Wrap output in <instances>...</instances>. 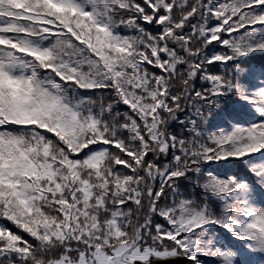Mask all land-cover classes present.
<instances>
[{
  "label": "snow or ice",
  "instance_id": "1",
  "mask_svg": "<svg viewBox=\"0 0 264 264\" xmlns=\"http://www.w3.org/2000/svg\"><path fill=\"white\" fill-rule=\"evenodd\" d=\"M0 264H264V0H0Z\"/></svg>",
  "mask_w": 264,
  "mask_h": 264
}]
</instances>
